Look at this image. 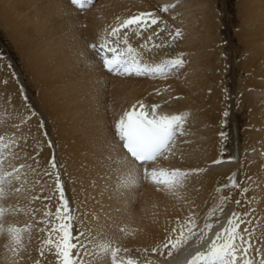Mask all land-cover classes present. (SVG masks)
<instances>
[{
    "label": "bare ground",
    "instance_id": "1",
    "mask_svg": "<svg viewBox=\"0 0 264 264\" xmlns=\"http://www.w3.org/2000/svg\"><path fill=\"white\" fill-rule=\"evenodd\" d=\"M161 1L168 8L176 2L93 0L80 9L70 0H0V24L20 53L31 89L37 90L33 107L38 108L31 117L33 109L24 102L22 84L8 65H0V135L6 144L16 141L4 149L2 170L24 165L19 179L14 174L2 185L0 264H61L55 244L44 243L59 240L48 231L60 223L54 219L60 202L54 184L57 170L72 213L71 243L77 248L70 251L76 261L99 264L85 252L93 251L94 241L110 239L120 249L117 260L184 264L189 253L203 250L227 226L234 212L244 221L239 231L252 238L255 264L264 258V0L236 1L235 14L226 20L237 24L236 40L221 37L220 0H180L179 8L165 14L156 9ZM225 3L232 13L231 0ZM139 12H153L160 19L151 28L109 34ZM173 13L180 14L173 19ZM177 29L181 35L173 40ZM104 42L118 52L131 45L149 65L181 54L185 63L166 76L111 73L102 59L113 54L89 47ZM171 44L173 53L167 50ZM140 103L149 112L155 104L157 114L185 117L183 134L177 133L171 151L141 166L189 172L174 191L136 176L117 185L119 193L112 188L116 174L110 154L115 155L113 149L126 151L119 148L122 142L114 126ZM240 123L245 124L235 157L238 144L225 136L229 127ZM53 155L57 169L49 163ZM48 172L53 175H45ZM233 174L239 187L230 183ZM17 187L19 193L14 191ZM47 211L53 215L46 216ZM190 213L198 227L212 224L208 240L191 247L194 238L169 257L163 244L169 236L176 238L178 224ZM25 226L17 245L10 230ZM173 227L177 233H172ZM256 249L261 250L259 255ZM103 264H111L110 258Z\"/></svg>",
    "mask_w": 264,
    "mask_h": 264
},
{
    "label": "snow or ice",
    "instance_id": "2",
    "mask_svg": "<svg viewBox=\"0 0 264 264\" xmlns=\"http://www.w3.org/2000/svg\"><path fill=\"white\" fill-rule=\"evenodd\" d=\"M72 5L83 9L86 5L91 4L92 0H70ZM168 6L165 5L163 11H167ZM119 19V18H117ZM159 17L153 12H139L136 15H131L124 19L117 27L111 29L110 35L117 36L123 29H146L151 28L152 25H156L159 21ZM140 34L139 32L137 33ZM180 36V30L177 29L172 39L175 40ZM151 39V37H149ZM127 43V40H125ZM91 49H106L107 53L113 55L109 57L107 54L102 59L103 67L106 71L115 74L124 75H136V76H166L173 69L183 66L185 61L182 58V54L158 63L155 65H149L142 63L139 58V54L136 49L131 45H128L125 52H118L116 47H108L107 44L89 45ZM159 105H152L151 112L145 110L143 103L139 104V108L135 105L129 111L124 114L115 123V134L122 144L120 149L126 151H120L113 149L115 155L110 154L111 163L114 165L112 171L115 172L116 178L112 185L114 191L119 193L117 185L123 186L125 182L131 176H136L139 180L150 179L153 183L161 185L163 188L174 191L178 186L183 184L185 177L189 175V172L181 169H141V166L154 162L159 157H165V154L171 151V145L173 144L177 133L183 134L182 129L185 123V117L182 114H157L156 109ZM225 117L228 116V112L223 113ZM221 137L225 136V133H220ZM16 141H9L4 143V137L0 135V195L5 193L4 184L6 177H13L19 179V171L24 165L13 167L11 171H3V165L6 163L4 157V149L9 148L10 145H15ZM220 161H214L213 163H219ZM52 169H57V163L55 156L49 161ZM198 171V170H189ZM47 176H52L51 172L45 173ZM230 183L233 186L239 187L235 180V174L229 178ZM11 183V181H9ZM55 187L59 193V204L56 207L54 219L60 221L58 226L52 225V220L48 221L49 225H52L48 231L55 233L59 236V240H53L49 238L44 241L48 245L55 244L56 249L60 256H62L61 264H84V261H76L73 258L71 249L77 248V244L71 243V219L72 213L70 207L64 197V188L61 180L59 170L55 172L54 179ZM16 193L20 192V188H15ZM247 192V188L244 189ZM39 199V197H36ZM236 204H240L237 200ZM4 208L0 207V214H3ZM46 216H52L50 211L45 213ZM179 219V218H178ZM244 223L243 220L234 212L227 221V226L215 233L210 242L206 244L203 250H197L194 254L189 253L190 259H186L184 264H255L254 259L251 256V250L253 245L251 244V236L247 238L239 231L240 225ZM212 224L206 223L202 227H198L196 220L190 213L189 217L183 223L178 224V234L173 239L168 237L167 242L163 244L164 249H168L167 255L171 257L174 251H179L184 245H188L189 241L195 238V243L191 247H196L201 242L208 240V232L212 229ZM27 226L23 229H11L12 239L15 244L20 245L21 236L20 232L25 231ZM103 230H101L102 232ZM244 232L247 233L248 229L245 228ZM172 233H177V227L172 228ZM83 235V234H81ZM171 245V248H169ZM81 248L85 247V244H80ZM93 251L91 253L85 252V255H91L99 264H103L106 258H110L111 264H138V261L131 257H125L122 260H117V253L119 248H114L110 239H105L102 242L92 243ZM127 252V249H124ZM147 251V250H145ZM260 249H256L257 255L260 254ZM152 252H157V248H153ZM163 255V252L161 251ZM43 255V252H40ZM77 256L80 255L78 252ZM37 264L39 262L37 261ZM258 264H264V258L258 261Z\"/></svg>",
    "mask_w": 264,
    "mask_h": 264
},
{
    "label": "rangeland",
    "instance_id": "3",
    "mask_svg": "<svg viewBox=\"0 0 264 264\" xmlns=\"http://www.w3.org/2000/svg\"><path fill=\"white\" fill-rule=\"evenodd\" d=\"M237 0H231V5H232V13L228 11V7L226 6V3H225V0H220V10H221V13H222V18H223V23H222V32L224 33H221L223 34L221 37H225V40H236L234 38V31L236 30V27H237V24H230L228 21H226L228 18H230V16L233 14H235L236 12V6H237V3H236ZM180 2V0H176V2L174 1V3H171L170 4V8H167V11H163V8L166 4L165 1H161L159 2L158 6L156 7V9L158 11H160L161 13H169L170 11L176 9V8H179L177 6V4ZM94 3V2H93ZM177 6V7H176ZM88 6H85L84 8H86ZM180 12V11H179ZM183 12V10H182ZM180 13L176 14V13H173L172 14V18L174 19L175 17H177ZM231 31V32H230ZM181 33V32H180ZM110 34V33H109ZM181 35V34H180ZM233 37V38H231ZM13 39L10 38V36L8 35V33L6 32V30L2 27V25L0 24V58H1V61H0V65L2 66L3 64L4 65H8L9 68L11 69L12 73L15 75L17 81L20 83L21 87H22V90L24 91V102L28 105L31 106V108L33 109V112L31 113V117H33L34 113L36 110H38V108H35L33 107V104H34V100H35V97H37V90L36 89H31V88H34L33 87V84L32 82L30 81V79H28L27 77V74H26V71H25V67L22 63V59H21V56H20V53L19 51L17 50L15 44L13 43L12 41ZM121 45V44H120ZM169 50L171 53L174 52V48L172 46V44L168 47ZM180 68V67H179ZM178 69V68H177ZM178 71V70H177ZM4 75V73H3ZM8 81L6 80V83ZM31 84V85H30ZM31 86V87H30ZM32 92H31V91ZM34 90V92H33ZM4 97V95H2ZM34 101V102H33ZM31 103V104H30ZM29 115H27L28 117ZM245 122V121H244ZM234 123V117L233 119L231 120V124ZM245 123H240V125H236L234 127H229L227 130H226V139L228 140V142L230 143L231 141H234V143L236 142V145H237V148L235 147V152H234V156L235 157H238V153H239V146L241 145V141L239 138L240 135H241V131L242 129H240L242 127V125H244ZM240 126V127H239ZM241 130V131H240ZM6 134V133H5ZM232 134V135H231ZM238 134L239 135V138H238ZM232 137H234L232 139ZM239 141V142H238ZM226 148V147H225ZM224 154H227L228 151H227V148L224 150L223 152ZM59 195V193H57ZM36 198V197H34ZM72 225V223H71ZM73 228V226L71 227Z\"/></svg>",
    "mask_w": 264,
    "mask_h": 264
}]
</instances>
